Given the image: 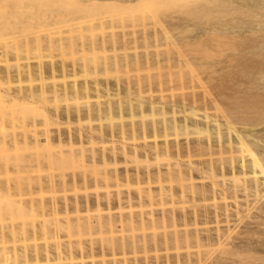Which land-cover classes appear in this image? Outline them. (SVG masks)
Returning <instances> with one entry per match:
<instances>
[{
    "label": "rangeland",
    "instance_id": "rangeland-1",
    "mask_svg": "<svg viewBox=\"0 0 264 264\" xmlns=\"http://www.w3.org/2000/svg\"><path fill=\"white\" fill-rule=\"evenodd\" d=\"M92 1L99 5H93ZM168 1L167 5L166 2L163 3L166 7L155 4H152L153 7L151 4L137 7V1L134 0H91L92 3L86 0H0V93L3 90L10 93H18L17 91L21 90L25 94L31 91L36 97L30 106L26 107L14 103H6V106H3L1 104L7 100L3 99L4 97L3 103L0 101V255L7 257L3 261L1 258L0 264H36L34 256L22 257L21 249L24 245L29 248L36 245H52L55 241L84 244L90 241L95 243L110 241L111 236L105 235L104 230L100 233L97 228L88 230L82 223H76L73 219L75 213L71 210L66 214L61 205L69 203L71 207L74 200L85 199L86 196L93 198L95 192L104 196L106 189L113 195L118 190L123 192L121 194H126L127 191L135 193L138 188L145 190L147 187L146 184L135 181L129 185L121 181L117 186L116 181L110 180L108 184L100 187L88 183L86 187L74 188L69 184L70 178H102L103 175L107 176L113 172L119 176L118 178H125L124 175L132 177L136 171H140L138 174L142 176L144 175L142 171L154 173L156 168H160L162 172L166 171L165 157L161 154L156 156L148 153L146 149L155 145L161 147L166 143L174 145L173 147L177 144L183 146L187 136L183 133L175 136L170 130L167 136L161 131L159 136L150 140L151 129L146 128L145 133L139 131L142 122L152 120L149 114L150 105L162 107L166 113L169 111L166 115H171L175 111L179 123L183 119V114L192 112L198 124L189 125L203 129L207 127V123L205 124L207 121L203 118L205 112L209 116L214 115L211 113L214 110L210 102V93L219 98L220 95H223V98L243 97L240 92L248 85V80L241 84V81L234 79L237 71H240L238 66L241 62L237 57L244 54L241 50L243 43L239 41L243 42L242 39L247 38L249 36L247 34L251 32L259 35L263 32L264 25L260 29L252 22L238 33L225 23L217 26V23L211 20L214 28H209L208 24L202 22L210 20L201 17L199 11L209 13L232 11L230 7L225 8V3L229 0L212 2L175 0L177 4L172 0L169 3ZM261 11L260 9L259 12ZM262 66L264 67L263 64ZM262 66L258 64L259 68ZM30 70L32 78L28 74ZM260 73L256 81L257 85L262 86L264 72ZM42 88L44 94L39 95L41 91L36 89ZM207 93L208 97L205 95ZM203 94L205 96L202 98ZM219 98L220 104L224 106L222 102H225V98H221L223 101ZM183 99L186 101H182ZM117 106H121L120 111L113 109L114 113L108 114L107 111H103L109 107L118 108ZM257 108L260 110L254 107L253 115L261 110L264 112V108ZM101 109L103 112H100ZM154 118L157 122L160 120L159 116ZM209 122L213 124L212 121ZM221 125V131L227 132L226 127ZM193 127V130L196 129ZM243 128L245 127L239 125L238 129L242 131ZM208 129L214 130V124L208 126ZM120 130L125 131L127 136H118ZM255 131L261 133L264 128L263 131H259L256 127ZM60 133L62 140L58 141L57 134ZM69 133H72L75 139L71 140V145L68 146ZM195 135L196 133H190L188 137L195 138ZM46 136L52 138L50 144L54 148L50 150L43 147ZM89 136H92L90 140ZM14 140L19 141L17 146L12 145ZM262 140L261 143L264 144V138ZM57 141L62 147L61 145L57 147ZM102 151L107 153L105 160L101 158ZM91 154L97 155L95 156L97 161L94 162L97 168L95 166L94 169L85 166L91 165L92 162L85 161ZM171 159L173 160H170L171 166L176 167L175 157ZM181 159L185 161L187 158ZM197 161L198 158H193L192 166H199ZM227 174L226 178L217 179H224L223 183L227 181L232 188L233 177L231 173ZM236 175L241 177L239 173ZM258 175L257 171L254 172V178L260 182L263 180L260 187L261 193H264V178ZM110 176L115 178L113 175ZM190 179L189 181L195 184L207 183V180H200L201 178L198 179L196 175ZM49 181L53 183L50 184ZM169 181L168 178L161 180L160 183L152 181L149 189L155 193V197L146 199L145 205L141 208L144 213L141 215L146 216L147 220L150 213L155 217H162L168 215L170 211L172 214L177 213L176 216L181 218L186 212L188 215L186 219L189 218L188 226L178 221L180 224L177 228L180 234L185 231L191 233L195 228L203 229L207 226L214 232L216 229L214 212L209 225L193 224L190 214L192 207L186 203L191 198V193L184 194L183 198L177 193L171 198L170 189L175 187L177 180L171 183ZM237 181L242 184L243 180ZM244 196L243 191L238 193L237 200L241 204L238 207L243 210L248 205L247 207L252 209L255 205L254 188L251 187L248 197ZM151 200L152 202H149ZM225 202L228 213L233 214L237 210L236 204L234 207V200L228 198ZM259 202H264V198L259 199ZM54 203H57V206ZM133 206L131 210L136 214L141 212H138L139 206ZM127 208L123 210L124 213H128ZM210 210L212 211V207ZM106 211V208L100 212L92 208L88 212H81V215L88 214L91 220H96L98 215L100 218L102 215L103 218ZM251 211L252 216H255L256 210ZM183 212L181 216L180 213ZM111 213L117 215L118 211L113 207ZM222 218L223 215L219 217ZM234 218L231 216V219ZM146 224L144 231L139 229V224H135L138 228L124 227L126 229L122 231L124 230L123 233L127 237L125 238L128 239L133 229L136 237L140 234L144 237L143 232L145 236L152 234L155 227L150 229L151 226ZM217 225L224 228V222ZM165 226L156 227L155 234L159 235H155L156 237L165 236V233L166 236L169 233L171 235V225L167 223ZM235 228L238 231L243 230L241 225ZM205 232L201 231L202 237ZM119 239V233L114 232L111 242ZM168 245L156 249L141 248L136 250L138 252L135 254L141 260L147 257L150 263L156 261L154 256H159L158 260L163 264H177L175 258H178L180 264H195L193 242L189 245L181 243L176 247L173 243ZM259 254L263 256L264 252ZM133 255L106 254L105 259L114 258L117 264H122L121 260L124 257L131 264ZM97 259L100 260L99 256H96L95 260L100 262ZM84 260L91 261L89 258ZM60 262L69 263L66 260H50V263L54 264Z\"/></svg>",
    "mask_w": 264,
    "mask_h": 264
},
{
    "label": "bare ground",
    "instance_id": "bare-ground-1",
    "mask_svg": "<svg viewBox=\"0 0 264 264\" xmlns=\"http://www.w3.org/2000/svg\"><path fill=\"white\" fill-rule=\"evenodd\" d=\"M86 1L91 2V0H86ZM124 1H131V0H124ZM134 1H137V5H136L137 7L143 4H145L146 6L147 5L149 6V4H151V6L152 4L153 5L155 4V6L161 5V6L166 7L167 5L166 1L168 0H134ZM172 1L174 2L175 0H172ZM199 1L202 2L204 0H199ZM205 1L208 2L210 0H205ZM165 2H166V5L163 4ZM210 2H212V0ZM96 4L99 5L98 3L93 2V5H96ZM102 4L105 5V3H102ZM93 5H91V7ZM226 7H230L232 11H225L222 13H219V12L209 13L208 11L200 10L199 12L201 14V17L210 20V22L203 21L202 23L208 24L209 28L210 27L214 28V26L211 25L213 22L217 23L216 24L217 26L225 23L226 25H229L231 29H236L235 31H237L238 33H240L248 25H251L252 22H255L254 25L259 26L260 29L263 28L264 0H254L253 2L246 1V0H229V1H226L225 3V8ZM105 8H108V7L105 6ZM115 8L116 7H114V9ZM260 9L262 10L261 12H259ZM197 13L198 11L195 14ZM194 22H195L194 24L198 26L197 22L196 21ZM229 32L231 33V31ZM247 35H249L247 38L242 39L243 42L239 41L243 43L241 50L244 52V54H240L241 56L237 57L240 60L239 62H241L239 66L237 65L240 71L238 70L239 73L237 71V74L234 77L235 81L238 79L239 81H241V84L243 83V81L248 80L247 81L248 85L245 86L243 90L241 89L242 92H240L241 94H243V97L234 96L233 98H231L229 96L228 97L224 96L225 102H222L224 103V106H223V104H220V101L218 100L219 97L218 96L216 97L215 95L212 96L213 94L210 93L209 95V97L211 98L210 102L214 110L211 113H213L214 115L209 116L205 112V115L203 116V118L206 119L205 121H207L205 122V124L207 123V127L205 128L202 127L203 129H199L196 126L194 127L190 126L189 124L191 125L198 124L196 116L192 112H189L188 114H183L182 115L183 119L180 120L181 122L179 123L178 118H177L178 114L176 116L175 111H173L171 115L170 114L166 115L169 111H167L166 113V111L162 107H157V106L149 104L151 113L149 112L148 113L150 114L151 117L149 115L147 116L152 118V120H148L147 122L145 121L142 122L139 131L145 133L146 128L151 129L152 138L150 140H153V138H155V136L157 137V135L159 136V134H161V131L162 133L164 132V134H166L167 136L168 135L167 133H170L169 132L170 130L175 136H177L178 134L181 135L182 133L187 136L186 143L183 146L176 143L177 146L173 147L174 145H170L169 143H166L165 145L161 147H156L155 145L151 148L146 149L148 153H152L156 156L161 154L165 157L166 162H167L166 163L167 169L165 172H162L160 168H156L154 173H152L151 171L149 172L142 171L144 174L143 176L138 174V172L140 171H136V173L132 177H130L131 175H128V174L124 175L125 178H118L119 176L113 172L114 174L112 173L110 175H113V177L115 178H110L112 177L110 175H107V176L103 175L102 178H70L69 179V184H71L74 188H76L77 186L86 187L88 183L97 184V187H100L102 185L108 184L110 180L116 181L117 186L121 183V181L126 182L125 183L126 185H129L130 182H133V181L139 184L144 183L147 185L145 190L138 188L137 192L132 193L130 191H127L126 194H121L123 192L118 190L116 194L111 195L108 189H106L105 191L106 193L103 194L104 196L102 195L100 196L97 192H95L93 198H89L86 196L85 199L74 200L71 207L69 206V203L61 205L63 211L66 214H68L67 211L70 212L71 210L75 213V216L73 219L75 220L76 223L78 224L82 223L85 227L88 228V230L89 229L92 230L93 227L97 228V230L100 231V233L102 232V230H104L105 233L104 232L103 233L105 235L109 234L111 238L113 237L114 232L115 233L117 232L120 235L119 240L111 242L112 240L110 238L109 242L108 241L104 242L106 244L101 243V242L95 243L92 241H90L87 244L73 243L71 241H67L66 243H63L61 241H55L52 245L50 244L36 245L33 247H29V248H27V246L24 245L22 246V249H21L22 257L29 258V257L34 256L36 258L35 259L36 264H41V263L54 264V263H50V260H56V259L69 261L68 264H117L114 258L105 259V255L106 254L115 255L116 253H119L124 256L125 254L130 253V254H134L131 264H163L162 261L158 260L159 256H154L156 258V261L155 262L151 261L152 263H150L148 259H146L147 257L144 258L143 260L138 259L136 256L138 251L136 252V250H139L141 248H146V247L156 249L160 246H165V245H166L165 247H167L168 244H172V243L175 244V247H176L179 244L181 245V243H185V244L187 243V245H189L191 242H193V247L195 249V252L193 254L195 257H194L193 262L195 264H264V254L263 256L262 254L261 256L259 254V253L264 252V202H259V199H261L262 197L264 198V193L263 192L261 193L262 188L260 187L261 186L260 183L263 180L260 182L257 178H254V172L256 173V171H257V174L261 175L264 178V144L261 143L263 141L262 139L264 138V131H263L264 112H262L263 110H261V112L256 113V115L252 114L255 112L254 107H256V109H259L257 107H261V109L264 108V85L262 84V86H259V84L257 85V81H256V77L261 74L260 72H264V67L262 66V64L264 65V30L259 35L255 34V32L254 34L251 32L250 34H247ZM249 49H252V51ZM234 60H236V58ZM115 64L116 63H114V65ZM258 64L262 66L260 67L261 69L258 67ZM117 65L118 64H116V66ZM257 69H259V74H257ZM52 71H53V68H52ZM31 72L32 70L28 71L29 77L31 76L30 78H32V75L30 74ZM193 82L194 80L192 81V83ZM219 87H220V84H219ZM36 90L41 91L39 92L40 93L39 95L44 94L43 88L41 90H38V89ZM7 91L8 90H3L0 93V101L2 103H3V100H2L3 97H4L3 99L5 98L7 99L4 101L5 102L4 104H1L3 106L4 105L6 106V103H14V104L21 105L22 107L23 106L26 107V106H30L29 104L36 98L35 94L31 91L27 92L26 94L21 92V90L17 91L18 93H10ZM208 93L205 94L207 95V97H208ZM231 94L233 95V93ZM205 95L203 94L202 98ZM220 97L223 98V95H220ZM221 98L219 99L223 101ZM182 101H186V100L183 99ZM190 105H192V103ZM120 107L118 108L109 107L106 110L103 109V111L105 112L107 111V114H108V113H112L113 109L115 111L116 110L120 111L119 110ZM130 107H132V105H130ZM103 111L101 109L100 112H103ZM78 115H79L78 117H80V114ZM147 116H144V117H147ZM155 116L160 117L159 118L160 120H158V122L155 121L156 119L154 118ZM208 119L212 121L215 126V129L212 131L208 129V126L210 125L213 126V124L210 123ZM219 122L223 124L224 128L226 127L227 132L221 131L222 125ZM158 124L160 125L158 126ZM239 125L241 127L244 126L245 128H243V130L241 131L240 129H238ZM261 125H263V127ZM192 127L196 129L193 130ZM256 127H258L259 131H263V132L256 133L255 131ZM131 129L135 130L132 127ZM119 133L120 135L118 134L116 135L120 137H124L125 135L127 136L125 131L120 130ZM190 133H194V134L196 133V135L194 136L195 138H189L188 135ZM132 134L133 133H131V136ZM57 136H58L57 137L58 141H60V139L62 140L61 133L57 134ZM91 138L92 136H89L88 139L90 140ZM50 139L52 138L51 137L49 138V136H46V138L44 139L45 145L43 144L44 145L43 147L49 148V150L54 148L50 144L51 143ZM68 139H69L68 141V146H69L71 145L70 141L74 140L75 137L73 136L72 133H69ZM35 140L40 143L39 140L37 139ZM153 142H155V140ZM18 143L19 141L14 140L12 142V145L17 146ZM59 143L60 142L57 143L58 144L57 147L61 145V143L60 144ZM58 149H61V148H58ZM111 154H113V152H111ZM95 156L97 155L91 154L87 158H85V161L87 163L89 162L93 163V164L91 163V165L88 164L89 166L85 165L87 168L93 167L92 169H94L95 166L97 168L96 163L94 165V162L97 161ZM106 157H107V153L106 152L104 153L102 151L101 158L105 160ZM134 157H136V155ZM134 157H131V159H135ZM172 157H175L176 162L175 163L173 162V163H174V166L176 167H172L170 164V162L173 161L171 159ZM183 157L187 159L184 161L181 159ZM123 158L125 159V157ZM193 158H198L197 162L199 166H192ZM115 159L116 157L114 158V160ZM128 173L131 174L130 172ZM227 173H231L230 175H232L233 177L232 179L231 176H229L232 180H234L231 183V185L233 186L232 188H230L229 185L226 183L227 181L223 183L224 179L222 180L217 179V178H226L225 175ZM237 173H239L241 177L239 175L238 177L236 175ZM194 175H196L198 179L201 178L200 180H203V181L207 180V183L199 182L195 184L189 181V179L192 178V176ZM229 177L228 179H230ZM167 178H168V181L170 180L169 181L170 183L173 181L175 182V180H177V182L175 183L176 185L177 183L179 185V186L177 185L178 188L176 187V185H174L175 187H172L173 189L170 187L171 188L170 189L171 198L177 195V193L180 194L181 198H183L182 196L185 197L184 194L191 193L192 196H190L191 198L187 200L186 203H188L187 205L192 207L190 214H191V218L193 219V224H195L196 226L197 225L198 226L199 225H209L211 221L210 218L212 217V213L214 212V217H215L214 221L216 224L215 225L216 229L214 231L215 234L214 232H212L213 230H211V228L208 226L205 228L203 227V229L195 228V231H192L191 233L188 231H185L182 234H180V230L177 228L180 222L182 221L181 224L184 226H186L187 222H189L188 220L189 218L186 219V217L188 216L186 215L187 214L186 212L185 214L184 212L180 213L181 216H183L184 214V216L181 218L176 216L177 214L176 212H175L176 214H174V212L172 214V212L170 213V211H168L169 213L166 212L168 213V215H162V217L160 216L155 217L153 213L149 212L150 214L148 215L149 217H147L148 218L147 220L145 218L146 216L141 215L142 213H144L142 212L141 208H143V206L145 205L144 203L146 199L150 200L155 197L154 195L155 193H152L151 189H149L152 181L156 180V182L160 183L161 180H164ZM248 178H251V179H248ZM240 179L243 180L241 182L242 184H240V182L238 183L237 181V180L240 181ZM49 183L52 184L53 182L49 181ZM251 187L254 188L255 205L253 206L252 209H253V212L254 210H256L255 216H252V211H251L252 209L250 207H247L248 206L247 204H245L247 206H245L246 208L243 210L240 207H238V206H241V204H239V201L237 200L238 193L241 191H243V194H245V196L248 197L250 195ZM228 198H231L234 200L235 202L234 207L237 205L236 206L237 210L233 214L228 213L229 211L226 206L227 203L225 202ZM123 199H125V201ZM206 201H209V202L211 201V203H208V202L206 203ZM149 202H152V200ZM54 205L57 206V203H54ZM133 205L139 206L138 209L140 210L138 212L140 211L141 212L136 214V212L131 210L134 207ZM113 207L118 211L117 215L111 213V209H113ZM126 207H128L127 208V211L129 210L128 213L127 212L124 213L123 211ZM210 207H212V211L210 210ZM92 208H95L97 212H100L101 209H104V208H106L107 211L105 213V216H103V218H102V215H101V218L98 215V218L96 220H91L88 214H86L85 216L81 215V212L83 211L88 212L89 210H92ZM57 210H59V206L57 207ZM221 215H223V218L219 219ZM231 216H234L235 218L231 219ZM231 221L233 223H230ZM221 222H224V228H220V225H217L218 223H221ZM146 223L149 224V227L151 226L150 229H152V227H155L156 229V227L159 225L164 227L165 225H167V223H169V225H171L172 227V230H171L172 233L171 235L169 233L170 236L169 235L166 236L167 234L163 233L165 236L161 235L162 237L158 238L156 236H159V235L155 234L156 230L153 228L154 231L152 230L153 231L152 234L150 235L147 234L148 236H145V232H143L144 237L141 236V234L139 235L141 237L139 236L136 237V235H134L135 233L133 234V231H135V229H133V231L131 230L132 233L129 235V237L131 235L132 236L126 239L127 237L123 233V231L126 229V228L124 229V227L129 226L130 229H132V228H135L139 224L138 225L139 229L144 231L145 230L144 226ZM135 224L137 225L135 226ZM232 225L234 227L231 228ZM238 225H241L243 227V230H239V231L235 230L236 229L235 227H237ZM138 226L136 228H138ZM122 229L124 230L122 231ZM203 230L206 231L204 233V237H202L203 235H201V231L203 232ZM42 231H44V228L42 229ZM11 233H12V230H11ZM96 256H99L100 260L98 259L97 260L100 262H96L95 260ZM6 258L4 255L2 256L0 255L1 261H3V259H6ZM17 258H18V255L16 254V260ZM85 258H89L91 261L87 262L84 260ZM174 260H176L177 264H180L178 261V258H175ZM121 263L129 264L125 260L124 257H123V260H121ZM56 264H63V263L60 262Z\"/></svg>",
    "mask_w": 264,
    "mask_h": 264
}]
</instances>
